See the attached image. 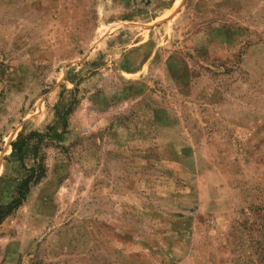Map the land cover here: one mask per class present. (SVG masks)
I'll list each match as a JSON object with an SVG mask.
<instances>
[{
    "label": "rangeland",
    "instance_id": "obj_1",
    "mask_svg": "<svg viewBox=\"0 0 264 264\" xmlns=\"http://www.w3.org/2000/svg\"><path fill=\"white\" fill-rule=\"evenodd\" d=\"M0 264H264V0H0Z\"/></svg>",
    "mask_w": 264,
    "mask_h": 264
},
{
    "label": "trees",
    "instance_id": "obj_2",
    "mask_svg": "<svg viewBox=\"0 0 264 264\" xmlns=\"http://www.w3.org/2000/svg\"><path fill=\"white\" fill-rule=\"evenodd\" d=\"M12 147V154L13 157H17V153H20L22 151L23 146L21 144H18L17 141L13 142L11 144ZM21 159V157L19 158V160Z\"/></svg>",
    "mask_w": 264,
    "mask_h": 264
}]
</instances>
